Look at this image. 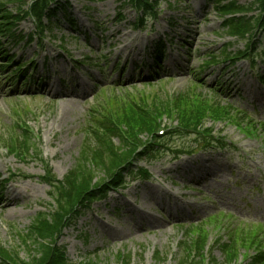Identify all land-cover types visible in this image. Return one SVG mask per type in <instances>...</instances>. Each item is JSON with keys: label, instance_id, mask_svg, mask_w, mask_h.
I'll return each mask as SVG.
<instances>
[{"label": "rangeland", "instance_id": "rangeland-1", "mask_svg": "<svg viewBox=\"0 0 264 264\" xmlns=\"http://www.w3.org/2000/svg\"><path fill=\"white\" fill-rule=\"evenodd\" d=\"M70 1L72 7L67 11L75 19L74 29L58 12L44 37L33 36L28 42L37 25L27 17L17 24L15 37L0 41L1 52L21 63L33 61L36 68L35 80L29 78L22 88L17 76H10L14 67L0 69V159L6 165H0V177L28 176L15 177L18 182L7 183L0 194V248L13 259L31 263L35 252L29 238L31 224L57 206L49 193L51 187L43 180L45 165L59 180L76 166L87 139L84 129L93 122L89 113L107 102L112 110L125 114L127 131L141 111L148 115L140 107L153 112L165 109L160 116L162 125H181L190 119L191 127L231 139L238 148L229 145L192 156L174 158L161 153L158 159H139V166L149 171V181L110 191L63 232L59 244L66 247L69 262L250 264L245 256L229 259L218 243L228 242L227 229L238 231L245 219L264 223V84L259 80V75L264 76V63L258 60L252 66L246 58L234 63L221 58L207 65L208 57L219 55L226 45L230 53L245 51L250 38L229 36L214 0H161L159 16L146 21L142 30L136 28L137 14L124 0ZM8 8L15 15L16 5ZM257 13L258 8L249 15ZM162 34L168 35L171 44L158 67L151 65L150 55ZM259 45L264 52V42ZM216 81L221 84L219 97L212 93ZM64 101L71 106V114ZM210 101L234 111L204 114L202 103ZM241 113L253 125H247V118L236 123L244 117ZM198 116L201 121H196ZM21 122L28 124L38 143L22 159L8 148L9 140L21 134ZM251 125L255 133L247 131ZM135 128L140 131L139 126ZM195 137L189 132L174 135L170 144L190 145ZM139 138L151 145L146 133ZM113 142L119 144V138ZM95 175L103 177L101 172ZM12 185L21 188V193H15L16 199L8 203ZM222 213L228 218L220 219ZM202 227L207 241L186 243L197 239L194 231H187ZM121 254L130 255V260L121 259Z\"/></svg>", "mask_w": 264, "mask_h": 264}, {"label": "trees", "instance_id": "trees-1", "mask_svg": "<svg viewBox=\"0 0 264 264\" xmlns=\"http://www.w3.org/2000/svg\"><path fill=\"white\" fill-rule=\"evenodd\" d=\"M60 1L61 0H35L33 2L30 9L31 14L36 21L39 22V25L43 26L42 17L45 14L47 17L51 16L53 9L49 7L50 4ZM7 2L18 4L22 3L23 0H7ZM131 2L141 11V15H145L146 17L156 5L153 0H131ZM257 2H259L260 7V14L257 17L247 16L248 12L253 10L254 4L252 7H245L239 5L235 0H229L223 4L220 2L218 3L216 6L217 12L221 15L223 25L227 28L229 34L244 37L259 26L264 30V0H257ZM0 12L3 17L7 18L5 22H0V32L2 33L4 25L6 30L8 26L13 24L12 21L14 17L5 10L4 4L1 5ZM213 59L217 60V57H213ZM141 110H146L148 115L141 111L137 116L138 119L133 124L129 125L131 129L127 131V133L130 141L124 139V137L120 135V145L114 147L109 143L111 136L114 135V133H109L113 127L111 126L110 118L105 117L112 113L111 109H109L104 113L105 118L98 121L99 124L96 130L92 131L96 147L94 148L87 144H83V149L80 152L75 168L70 171L64 181H58L54 177L49 179V183L55 190L54 195L57 198L59 210L51 216L40 215L35 220L33 231L30 233V237L34 238L35 256L31 263L28 264H66L63 254H60L55 247V236H58L60 232L59 228L67 219V215L75 211L78 204L82 203L86 196L92 199V196L96 193L94 191L97 190L95 188H100L101 185L104 184L106 177H113L121 166L130 164V161L135 157L134 155L137 154V148L141 144L139 134L147 132L154 135L161 124L160 116L166 111L163 109L162 112H153L147 108H141ZM205 110L206 109L202 107L200 111L205 114ZM200 111L198 110L195 113ZM201 119L202 118L198 116L196 121H201ZM189 121L190 119L183 124L189 126L191 124ZM191 121H193V119H191ZM138 126L140 129L139 132L137 131L138 128H135ZM115 131L118 132L117 129L113 130V132ZM22 143L23 145L20 146L29 152L30 138L26 136ZM161 148L164 147L162 146ZM11 149L12 151L14 150V145H11ZM152 149H154V147H151V150ZM92 166L94 167L92 168ZM96 171L103 173L105 178L101 177L96 182ZM0 258L4 262H0V264H6L9 261H13L12 264H17L19 260L18 257L13 259L2 249H0ZM22 264L27 263L22 262ZM177 264L183 263L182 261H178Z\"/></svg>", "mask_w": 264, "mask_h": 264}, {"label": "bare ground", "instance_id": "bare-ground-1", "mask_svg": "<svg viewBox=\"0 0 264 264\" xmlns=\"http://www.w3.org/2000/svg\"><path fill=\"white\" fill-rule=\"evenodd\" d=\"M124 47L126 48L127 45H125ZM68 95H69V94H68ZM66 103H67V101H66V102L64 101V104H65L66 106H69L68 114H71V112H72V110L70 109L71 106L69 105V103H67V104H66ZM10 193H12V196L8 195V197H9V202H8V203H11L12 200H15V199H16V198L14 197V194H15V193H21V188L16 187L15 185H12V191H9L8 194H10Z\"/></svg>", "mask_w": 264, "mask_h": 264}]
</instances>
